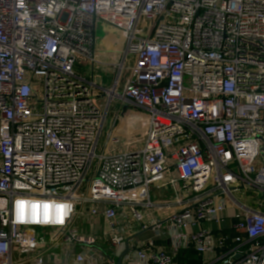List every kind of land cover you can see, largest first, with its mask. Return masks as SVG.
I'll use <instances>...</instances> for the list:
<instances>
[{
  "label": "built area",
  "instance_id": "1",
  "mask_svg": "<svg viewBox=\"0 0 264 264\" xmlns=\"http://www.w3.org/2000/svg\"><path fill=\"white\" fill-rule=\"evenodd\" d=\"M98 23L123 43L111 88L76 72ZM263 147L264 0H0V264H264ZM152 187L173 212L150 226Z\"/></svg>",
  "mask_w": 264,
  "mask_h": 264
},
{
  "label": "crops",
  "instance_id": "2",
  "mask_svg": "<svg viewBox=\"0 0 264 264\" xmlns=\"http://www.w3.org/2000/svg\"><path fill=\"white\" fill-rule=\"evenodd\" d=\"M107 32L106 34L100 38V49L98 50L100 54H105L107 52H112L116 54V57L114 60L116 61L115 63H118L121 60V54H122V49H123V43L122 40L119 36V34L114 31L112 28L107 27ZM118 55L120 58L118 59ZM114 63V62H113ZM110 64H104V63H98L95 66H90L91 67V75L89 78L86 76V73H84V64H79L77 66V73L84 76L87 80L90 81H95L99 86H102L104 88H111L112 87V79L111 77H114V73L111 69L108 67ZM94 67V68H93ZM82 73V74H81ZM124 81V80H123ZM124 84H121V90L122 86ZM135 110L132 109H127L122 112L123 114V122L125 125L122 126V128L130 127V123H132V117L134 116ZM131 120V121H130ZM121 122H120V127H121ZM121 131V129H120ZM172 197H173V192L170 189H158L156 187H152L150 189V199L153 202L154 205H157V207L152 209V213L150 215L148 214L147 217V224L152 226L154 223H159L163 224L168 217L172 214L173 212V207H171V202H172ZM125 212H123L124 214ZM118 223L124 224L125 219L120 216L118 218ZM130 232L127 234H132L133 235V240L134 242L141 243L145 240H152L155 239V242L157 245H164L166 242L158 240V238H155V234L153 232H146V233H139V228L136 224H132ZM208 227V226H207ZM166 229V228H165ZM119 259L117 260L118 264Z\"/></svg>",
  "mask_w": 264,
  "mask_h": 264
},
{
  "label": "rangeland",
  "instance_id": "3",
  "mask_svg": "<svg viewBox=\"0 0 264 264\" xmlns=\"http://www.w3.org/2000/svg\"><path fill=\"white\" fill-rule=\"evenodd\" d=\"M108 25L103 24V23H98L96 26V37H97V46H96V54H97V61L104 63V64H113L116 61L114 58L116 57L115 53L112 52H107L105 54H100L98 50L100 49V38H102L106 32ZM120 56L118 55V59ZM91 65L84 63V73H86V76L90 78L91 75ZM77 72V70H76ZM82 74V73H81ZM112 79V85L114 84V77H111ZM119 87V91H121ZM37 104V103H36ZM115 105V104H114ZM118 105V103H116ZM119 109V107H117ZM124 110H127L128 107L124 106ZM122 113V112H121ZM123 117V114H121V118ZM142 119L141 113H138L137 111L134 112V116L132 117V123H130V127H124L121 129V141L125 142L127 141L126 139L128 138H134L136 135H138L141 131L140 128V120ZM131 121V120H130ZM137 145L132 144V149H135ZM261 163H259L256 167L259 168ZM78 227L80 229V235L82 236H88V235H96V236H101L105 241L110 240L111 238V232L108 224L104 222L102 219L99 218H92L90 216L88 217H82V219L79 220L78 222Z\"/></svg>",
  "mask_w": 264,
  "mask_h": 264
},
{
  "label": "trees",
  "instance_id": "4",
  "mask_svg": "<svg viewBox=\"0 0 264 264\" xmlns=\"http://www.w3.org/2000/svg\"><path fill=\"white\" fill-rule=\"evenodd\" d=\"M176 264H204L202 257L193 249L182 250L175 257Z\"/></svg>",
  "mask_w": 264,
  "mask_h": 264
},
{
  "label": "water",
  "instance_id": "5",
  "mask_svg": "<svg viewBox=\"0 0 264 264\" xmlns=\"http://www.w3.org/2000/svg\"><path fill=\"white\" fill-rule=\"evenodd\" d=\"M261 156L264 158V147L260 150ZM127 251L122 254V256L119 258L118 264H121L122 258L124 255H126Z\"/></svg>",
  "mask_w": 264,
  "mask_h": 264
}]
</instances>
